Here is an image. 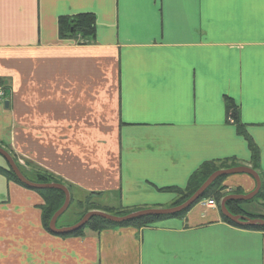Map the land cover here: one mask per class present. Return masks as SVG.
Instances as JSON below:
<instances>
[{"label":"crops","instance_id":"1","mask_svg":"<svg viewBox=\"0 0 264 264\" xmlns=\"http://www.w3.org/2000/svg\"><path fill=\"white\" fill-rule=\"evenodd\" d=\"M81 12L96 17L94 40L60 38L58 17ZM0 84V146L75 200L171 207L177 194L165 188L185 187L206 161L252 168L229 99L264 182V0H0ZM223 185L224 197L245 196L256 181L232 173ZM255 195L237 200L264 215ZM206 200L147 226L62 236L43 227L41 195L0 172V264H264V231L225 221L221 200ZM78 210L73 201L56 226Z\"/></svg>","mask_w":264,"mask_h":264},{"label":"trees","instance_id":"2","mask_svg":"<svg viewBox=\"0 0 264 264\" xmlns=\"http://www.w3.org/2000/svg\"><path fill=\"white\" fill-rule=\"evenodd\" d=\"M58 27V35L60 38H69L75 40L77 43H88L94 40L96 34V17L92 12H81L73 15H61L57 20ZM2 85V84H1ZM3 86V85H2ZM5 95L7 94V90L5 86H3ZM227 112L229 118L236 123L237 130L240 134L244 135L249 143V148L251 150V167L253 169L259 168V151L256 145L252 142V140L247 136L243 124L239 120V115L236 106L231 101V99L227 100ZM239 163L233 158L226 159H216L210 160L202 163V165L190 176L187 184L183 188L179 187H166L165 189L173 191L177 194V198L169 205L176 206L184 202L188 199L197 189L198 187L205 181V179L214 171L218 169H227L231 167L237 166ZM17 162V166H18ZM21 166L19 165V168ZM23 175L30 181L36 183H64L58 177L53 175L52 173L40 169L38 167L31 170V175L26 173L24 169L20 168ZM0 172L3 173L9 180H12L19 185L26 187L23 183H21L14 172L10 169V167H2L0 166ZM227 175H221L216 178L213 183L204 191L201 197L196 201H200L204 198L212 199L213 201H220L221 198L225 196L222 192L224 188L223 181ZM69 190L71 189L70 185H67ZM28 188V187H26ZM38 192L43 198V203L40 205L41 210V221L43 227L49 231L48 225L52 215L62 206L65 200V194L60 189L55 188H47V189H33ZM234 192H238V189H234ZM99 193H89L84 199L75 200L72 192L70 190V203L67 209L70 208L73 201L77 206L78 210V219H80L86 212L90 210H101L113 215H125L134 211L137 208H124V207H108L102 206L99 202L95 200V197ZM259 199L264 200V182L261 183V186L254 196ZM240 200H228L226 202V206L232 214H247V212L240 206ZM191 207V206H190ZM182 210L181 212L172 214V215H150L145 216L133 221L122 222V223H114L110 222L104 218L99 216H92L86 225L73 233L62 234V236L67 235H83L85 229H89L93 232H100L107 228L112 227H125V226H134V227H142L147 226L153 223L158 222L164 218H168L171 216H183L189 208ZM66 209V210H67ZM65 210V211H66ZM250 217H261L264 218V215H252L247 214ZM61 216V215H60ZM77 219V220H78ZM223 219L231 224L236 225L227 217L223 216ZM247 229L260 230L264 231V227H253V226H245ZM50 232V231H49Z\"/></svg>","mask_w":264,"mask_h":264},{"label":"water","instance_id":"3","mask_svg":"<svg viewBox=\"0 0 264 264\" xmlns=\"http://www.w3.org/2000/svg\"><path fill=\"white\" fill-rule=\"evenodd\" d=\"M5 105H8V100L5 101ZM0 155L5 159L8 166L12 169L14 174L16 175L17 179L23 183L26 187L30 189H47V188H55L60 189L65 194V200L62 206L52 215L48 228L52 233L55 234H69L73 233L79 229H82L88 220L92 216H99L101 218H104L110 222L114 223H122V222H128L133 221L145 216L150 215H172L178 212H181L182 210L190 207L193 203H195L201 195L204 193V191L213 183V181L218 178L221 175H229L232 173H247L250 174L256 181V188L255 190L248 194V195H230L227 197H224L220 202V208L222 214L227 217L229 220H231L233 223L240 225V226H253V227H264V218L261 217H249L244 215H234L230 213L225 204L227 200H234V199H247L252 197L260 188V179L257 175V173L248 166H237V167H231L227 169H218L214 172H212L205 181L198 187V189L184 202H182L179 205L171 206V207H165V208H144L132 211L130 213H127L125 215H113L107 212L99 211V210H90L86 212L76 223L69 225V226H63V227H57L56 226V220L57 218L62 215L65 210L67 209L69 202H70V194L68 188L62 184V183H36L33 181L28 180L20 171L18 166L15 164L13 158L11 155L0 146Z\"/></svg>","mask_w":264,"mask_h":264},{"label":"rangeland","instance_id":"4","mask_svg":"<svg viewBox=\"0 0 264 264\" xmlns=\"http://www.w3.org/2000/svg\"><path fill=\"white\" fill-rule=\"evenodd\" d=\"M10 155L11 157L13 158L15 164L17 165V162H18V157H17V154H16V151L14 149H12V147H3ZM5 167H8V164L7 162L5 161ZM18 168H19V165H18ZM21 168V167H20ZM19 168V169H20ZM11 169V168H10ZM12 170V169H11ZM21 171V170H20ZM26 172V171H25ZM23 174V173H22ZM253 203H255V205H259V206H262L264 207V200L262 199H259L257 197H255L253 200Z\"/></svg>","mask_w":264,"mask_h":264},{"label":"built area","instance_id":"5","mask_svg":"<svg viewBox=\"0 0 264 264\" xmlns=\"http://www.w3.org/2000/svg\"><path fill=\"white\" fill-rule=\"evenodd\" d=\"M4 99V90L2 88V86L0 85V102ZM204 205L206 206H213L214 202L213 200L209 199L206 202H204Z\"/></svg>","mask_w":264,"mask_h":264}]
</instances>
